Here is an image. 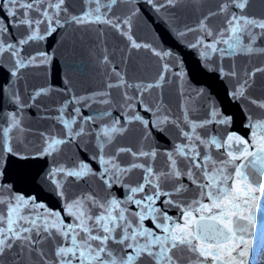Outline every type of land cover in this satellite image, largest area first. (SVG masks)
Instances as JSON below:
<instances>
[{"label": "snow or ice", "instance_id": "obj_1", "mask_svg": "<svg viewBox=\"0 0 264 264\" xmlns=\"http://www.w3.org/2000/svg\"><path fill=\"white\" fill-rule=\"evenodd\" d=\"M80 3L0 0V264H250L257 241L264 264V12L194 0L189 24L181 0ZM144 6L191 63L138 42ZM69 29L104 37L102 86L80 90L67 64L54 84ZM121 41L156 59L153 80L118 66ZM31 109L49 122L38 144Z\"/></svg>", "mask_w": 264, "mask_h": 264}, {"label": "water", "instance_id": "obj_2", "mask_svg": "<svg viewBox=\"0 0 264 264\" xmlns=\"http://www.w3.org/2000/svg\"><path fill=\"white\" fill-rule=\"evenodd\" d=\"M211 2L212 0H205L206 6L210 5ZM140 3L143 4V0H140ZM76 6L77 8L81 6L80 0H76ZM250 10L256 14H260L264 12V4L261 3V0H252ZM175 11L176 15L181 19V22L191 24L196 19L197 13L194 7V0H181V3L177 6ZM141 13V18H134L132 29L138 42L152 43L154 39H159L163 41L166 46H173L176 44L168 26L163 20L158 18L149 7H142ZM57 38H50L47 46L49 48L56 47ZM103 40L104 37L98 34L95 29L78 31L69 29L65 34L63 46H61L60 52L55 60V70L52 74L54 84L61 87L63 86L61 78L65 72V64H67L69 65L67 69L68 77L80 90L95 89L102 86L106 79V74L109 72V66L100 63ZM114 43H116V38L109 30L107 36L109 51L112 50ZM119 46L125 50L123 53L117 52L113 59L118 63L119 67H124L123 64H119L122 58L127 60V69L130 79L137 78L151 81L156 77L159 65L148 50L143 48L139 50L127 49L126 44L122 41ZM176 51L185 56L189 63L195 58V54L189 53V50L184 49L182 45L176 44ZM262 59L264 58L254 56L252 57V63L259 66ZM256 81L257 85L264 82V73H257ZM30 82L34 84L41 83L39 74H37L35 80H32L30 70ZM164 91L167 96L169 91L167 85H165ZM157 93L158 90L154 89L152 95L155 96ZM255 94L259 95V87H257ZM43 102L47 104L48 100L45 98ZM28 115L31 117L28 121V126L31 129L28 133V139L33 144H38L40 140L39 133L48 127L49 122L40 119L41 113H38L36 109H31ZM258 248L259 245L257 241V251L250 257V264H260L261 256L258 253Z\"/></svg>", "mask_w": 264, "mask_h": 264}]
</instances>
